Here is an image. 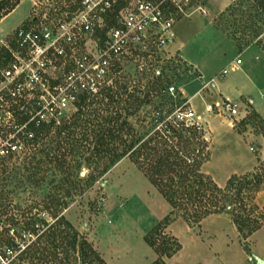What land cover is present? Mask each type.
Returning a JSON list of instances; mask_svg holds the SVG:
<instances>
[{"label": "rangeland", "instance_id": "1", "mask_svg": "<svg viewBox=\"0 0 264 264\" xmlns=\"http://www.w3.org/2000/svg\"><path fill=\"white\" fill-rule=\"evenodd\" d=\"M10 1L11 3L20 1V5L0 21L1 50L11 43L15 31L25 20L24 23L34 16L40 3H44L45 0ZM192 1L195 9L188 17L178 18L177 39L164 54V59L154 64L152 68L151 65L140 62L141 60H126L120 65L119 73L106 80L108 83L98 84V91L105 85L116 90L118 88L116 82L123 83L128 80H134L135 83L132 85L138 84V88L144 92H148L146 86L148 82L156 85L158 91L150 97L149 105H144L142 111L131 118L143 139L161 128L173 109V104L165 93L169 86H175L178 90L180 88L188 98L195 96V101L199 105L197 107L200 109H196L198 121L201 123L208 146L205 153L209 154V160L203 165L202 171L224 187L231 176L244 177L255 174L264 164L261 160V147L254 141L255 137L264 138V122L244 100H239L238 117L232 122L215 114H207L206 104L202 98L203 95H207L206 100L209 103L224 100L220 94H211L214 88L210 82L211 78L220 85H231L232 89L235 85L241 86L245 83L243 71L236 67L232 68L230 64L236 61L241 51L251 46L264 51V0ZM179 42L187 43L182 53L190 55V59L195 61L199 59L205 66L212 64L204 79H200V75L180 57L177 45ZM253 52H256L255 49ZM242 55L241 59L245 64L237 67L249 70L252 78L264 84V54H260L261 60L255 61L254 64H250L252 61L250 53ZM57 66L54 73L56 88L54 95L59 107L56 106L54 118L59 122H65L76 111L74 106L76 100L70 99V89H67L68 64L58 63ZM140 66L143 69L146 66L147 71L144 72L153 77H157V72H160L159 79L145 76L138 80V74L142 73ZM249 67L251 69H248ZM226 68H229V75L219 77ZM206 82L210 85H206ZM202 90L204 94L201 93ZM254 96L255 94L253 98ZM180 97L182 96L179 95ZM64 98L65 105L62 103ZM263 103L259 101L257 105L263 107ZM203 112L205 116L202 120ZM52 139L54 132L50 133L38 147L32 149V157L36 155L37 159L45 158L46 154L41 153L45 148H48L47 154H57L55 148L50 149L55 144H50ZM43 142L45 144L48 142V147ZM198 146L197 150L200 149ZM196 155L199 158V155ZM253 158L258 164L253 171L246 172L245 170L252 165ZM44 160L42 159L41 167L36 164L28 165L22 159L12 161L4 167L5 169L3 168L25 181L26 191L19 193L17 197L42 200L49 193L57 194L58 197L64 196L68 203L63 211L64 217L107 264H155L159 256L147 245L144 238L152 228L169 216L172 221L165 233L170 238H176L182 249L173 258L166 260L167 264H243L244 246L247 245L251 252L253 241L256 247L264 251V230L254 236L253 241L251 236L247 241L240 235L228 214L210 216L199 225L187 223L180 214L171 215V206L148 180L145 172L128 157L108 167V164L102 165L103 163L86 164L83 159L79 160L82 165L73 161L70 164L77 167L74 172L71 171L73 175L63 171L60 165L43 164ZM35 168H38V178L44 179L38 189V197H32L36 188L30 174L36 170ZM261 174L263 176L261 186L243 194L244 198L249 199L245 202L247 212L243 213L244 209L239 203L230 205L229 202L223 201L222 204L226 206L229 214L236 210V216L238 214L249 216L253 223L261 222L264 227V172ZM17 197L12 198L20 201ZM244 231H247L246 227Z\"/></svg>", "mask_w": 264, "mask_h": 264}, {"label": "trees", "instance_id": "2", "mask_svg": "<svg viewBox=\"0 0 264 264\" xmlns=\"http://www.w3.org/2000/svg\"><path fill=\"white\" fill-rule=\"evenodd\" d=\"M19 5L20 1L11 3L10 0H1L0 21ZM120 69V65H116L106 80L118 74ZM138 75V80L145 76L159 79L146 72ZM106 80L90 81V85L95 83L93 89L73 94L76 111L65 122L52 120L39 128L29 127L35 134L28 144L31 148L38 147L54 132L50 144H55L50 149L55 148L58 153L47 154L48 148H45L41 152L46 154L45 158L37 159L36 155L32 157L31 152L24 158L25 163L41 167L42 159H45L43 164L60 165L63 171L71 173L77 167L70 162L82 165L80 159L86 164L103 163L108 167L128 157L145 172L148 180L171 206V215L180 214L187 223L199 225L210 216L228 214L245 240L262 228L263 223H253L249 216H236V210L229 214L222 202H229L230 205L239 203L244 209L243 213L247 212L245 202L249 199L244 198L243 194L261 186L264 164L255 174L244 177L233 175L224 187L219 186L202 171L209 160V154L205 153L207 141L202 131L165 122L143 139L136 130L131 118L142 111L144 105H149L150 97L158 91L156 85L148 82V92H144L138 88V84L132 85L134 80H128L116 82V90L105 85L98 91V84L108 83ZM196 144L200 146L199 150ZM48 145L47 142L45 146ZM35 169L30 174L36 188L32 197H38V189L44 182L43 178L37 176L38 168ZM25 191L22 178L3 170L0 175V264H107L64 217L63 211L68 205L64 196L49 193L42 200L17 197ZM15 196L20 201L12 198ZM171 221L170 216L165 218L144 238L159 256L155 264H167L166 260L182 249L176 238H170L165 233ZM244 248L249 251L247 245Z\"/></svg>", "mask_w": 264, "mask_h": 264}, {"label": "built area", "instance_id": "3", "mask_svg": "<svg viewBox=\"0 0 264 264\" xmlns=\"http://www.w3.org/2000/svg\"><path fill=\"white\" fill-rule=\"evenodd\" d=\"M38 8L0 49V175L7 164L32 152L30 126L56 120L58 63L68 64L67 89L75 101L74 93L93 89L90 81L108 79L126 60H141L151 68L159 63L177 39L178 18L195 9L192 0H45ZM241 64L237 59L231 67ZM140 70L147 71L146 66ZM228 75L226 68L219 77ZM165 93L173 104L165 122L203 131L181 91L169 86ZM205 112L234 122L239 108L222 100L207 104Z\"/></svg>", "mask_w": 264, "mask_h": 264}, {"label": "crops", "instance_id": "4", "mask_svg": "<svg viewBox=\"0 0 264 264\" xmlns=\"http://www.w3.org/2000/svg\"><path fill=\"white\" fill-rule=\"evenodd\" d=\"M26 21V20H25ZM24 21V22H25ZM23 22V23H24ZM22 23V24H23ZM21 24V25H22ZM186 42V41H184ZM181 44L180 42L177 43L178 45V51L180 52V57L184 60L185 63H187V65L194 70V72H197L199 75H200V79H204V77L206 76L205 74H208L207 71L208 69L210 68V66H212V64L210 63L208 66H205L202 65V63L200 62L201 60H192L190 59V55H186V53H182V49H185L186 48V44L187 43H184ZM255 49L256 52H253ZM258 52V54H257ZM244 53H250V59L252 60L250 64H254L255 61H260L261 58H260V54L263 55L264 54V51H259L256 46H251L249 48H246L244 49L243 51H241L239 54H238V57L237 59H241L242 58V54ZM240 57V58H239ZM236 59V60H237ZM242 60V59H241ZM233 62L230 64L232 66ZM245 64V61L242 60V64L240 66H243ZM238 68L240 71L242 70L243 73H244V76L246 78L245 80V83L242 84L241 86L240 85H235V87L232 89L229 85L228 86H223V85H220L216 80L214 81V83L212 84V86L214 87L211 91V94L215 93L217 95H221V97L224 99V100H229L233 103H235L238 108L240 106V104L238 103L239 100H244L246 102H248L252 107L253 109L255 110V112L257 113V115H259L262 119V121L264 122V105L263 107H259L257 105V103L259 101H263L264 102V84H260V82L254 78H252V76L250 75V71L249 70H244V69H241L240 67H236ZM248 69H251V67H249ZM224 70V69H223ZM214 79V78H211V80ZM210 80V82H211ZM206 85H210L209 82H206L205 83ZM204 84V85H205ZM205 85V86H206ZM209 87V86H208ZM204 88V87H203ZM179 90L181 91V93L183 94V97L186 98L187 100L190 101V104H192V108L194 110V112L196 113V109L200 110L199 106L198 105V102L195 101V96L194 97H191V98H188L184 95L183 93V90H181L179 88ZM202 94L203 93V90L201 92ZM255 94V98H253V95ZM207 95H203V101L204 103L207 105V104H212V103H215V102H211L209 103L207 100ZM256 99V101H255ZM259 99V100H258ZM264 104V103H263ZM205 105V106H206ZM194 106V107H193ZM197 114V113H196ZM205 114L204 112L201 114V119L203 120ZM259 146L261 147V160L264 161V138H260V137H255L254 138ZM252 165L249 166L245 171L246 172H251L253 171V169L255 168V166L258 164L257 161L255 160V158H253V161L251 162ZM246 168V167H245ZM218 184V183H217ZM219 185V184H218ZM220 186V185H219ZM264 230V227H262L259 231H257L256 233H254L250 238H251V241L254 240V236H256L257 234L261 233L262 231ZM249 238V239H250ZM248 241V240H247ZM251 252L249 251H245L244 249V257H245V261L243 264H256V261L253 259L251 260V257L253 255L257 256L258 258H260L261 260L264 261V251L263 249H260V247H256V245L254 244V241L252 242V248H251ZM218 254V253H217ZM227 264V263H226Z\"/></svg>", "mask_w": 264, "mask_h": 264}, {"label": "water", "instance_id": "5", "mask_svg": "<svg viewBox=\"0 0 264 264\" xmlns=\"http://www.w3.org/2000/svg\"><path fill=\"white\" fill-rule=\"evenodd\" d=\"M253 259L256 261V264H264V261L261 260L260 258H258V257L255 256V255H253V256L251 257V260H253Z\"/></svg>", "mask_w": 264, "mask_h": 264}]
</instances>
